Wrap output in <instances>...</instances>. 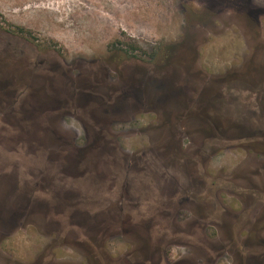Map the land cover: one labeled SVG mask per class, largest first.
Returning <instances> with one entry per match:
<instances>
[{"label":"flooded vegetation","instance_id":"obj_1","mask_svg":"<svg viewBox=\"0 0 264 264\" xmlns=\"http://www.w3.org/2000/svg\"><path fill=\"white\" fill-rule=\"evenodd\" d=\"M247 12L250 50L228 67L202 61L200 42L221 29L200 21L191 50L171 58L174 42L114 83L111 59L60 58L35 73L40 89L0 87V138L9 129L14 142L9 153L0 144L1 239L34 219L41 236H54L25 264H52L62 246L78 264H264V9ZM23 74L14 77L26 84ZM142 113L152 114L155 138L130 152L115 127ZM227 149L239 163L215 167Z\"/></svg>","mask_w":264,"mask_h":264},{"label":"rangeland","instance_id":"obj_2","mask_svg":"<svg viewBox=\"0 0 264 264\" xmlns=\"http://www.w3.org/2000/svg\"><path fill=\"white\" fill-rule=\"evenodd\" d=\"M252 8L264 9V0H0V87L40 89L43 83L35 73L40 72L47 59L60 58L68 63L77 59H111L109 81L114 83L117 71L132 73L137 71L140 61H157L174 42L181 40L171 47V58L191 50L194 39L191 26L196 25L197 29L200 21L215 23L221 29L211 35L207 44L200 42L202 61L215 69L221 67V62L228 67L234 56L241 57L250 50L244 29L252 26L254 13L247 12ZM220 11H225L224 15L217 16ZM197 40H202L201 33ZM126 59L128 65H123ZM17 73H24L26 84L16 81ZM2 107V118L11 121L12 117L4 115ZM129 119L126 126L115 127L129 136L123 138L125 149L132 152L153 142L152 114H136ZM66 128H74L82 138L83 132L73 121H67ZM11 136L9 129L1 131L0 144L6 153L14 147ZM241 158L238 150L227 149L213 165H223L229 170ZM10 186V178L3 179V192ZM31 187L39 190L43 184ZM23 202L24 198L17 197L11 209H18ZM9 212L10 209L3 211V215L10 216ZM32 222V226L26 223L19 226L7 239H1L0 234L3 249L0 264L28 263L51 242L54 236L44 238L36 219ZM13 248L17 250L11 252ZM51 257L52 264H78L82 260L70 246L53 247Z\"/></svg>","mask_w":264,"mask_h":264}]
</instances>
